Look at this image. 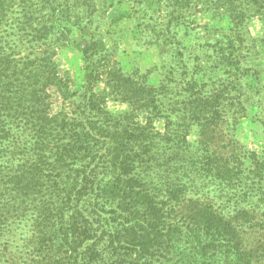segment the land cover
Listing matches in <instances>:
<instances>
[{
	"label": "trees",
	"instance_id": "1",
	"mask_svg": "<svg viewBox=\"0 0 264 264\" xmlns=\"http://www.w3.org/2000/svg\"><path fill=\"white\" fill-rule=\"evenodd\" d=\"M55 1L37 0L50 7ZM249 3L264 8L261 0ZM241 5L228 14L238 24L246 17ZM39 8L34 0H0V231L4 218H28L25 264H163L184 237L202 263L204 256L210 264H264V252L245 248L236 226L211 206L180 202L181 189H169L167 202L151 192L135 172L150 137L129 117L106 110L95 92L97 69L89 65L84 107L75 103L77 92L49 38L53 28L67 29L63 15ZM84 43L78 49L87 61L101 44ZM232 48L229 42L221 54L227 64ZM106 84L136 109H157L155 89L129 75L112 71ZM191 96L190 120L208 129L220 121L223 92ZM209 165L218 169L216 161ZM16 263L11 253L0 256V264Z\"/></svg>",
	"mask_w": 264,
	"mask_h": 264
},
{
	"label": "rangeland",
	"instance_id": "2",
	"mask_svg": "<svg viewBox=\"0 0 264 264\" xmlns=\"http://www.w3.org/2000/svg\"><path fill=\"white\" fill-rule=\"evenodd\" d=\"M249 1L56 0L50 7L34 0L41 14L55 8L63 15L60 22L67 29L53 28L49 38L56 63L69 72L75 103L84 107L80 94L89 65L90 71L97 69L95 92L106 110L116 118L129 117L131 126L150 137L135 172L151 192L167 202L169 189H181L180 202L211 206L236 226L245 248L264 252V8L250 7ZM239 3L246 17L238 24L228 14ZM85 41L101 44L89 51L87 61L78 49ZM229 42L234 56L227 64L221 54ZM112 71L154 88L157 109L140 111L136 102L122 100L106 84ZM196 92H223L221 119L209 129L187 115L186 104ZM4 220L0 256L11 253L16 264H25L30 221L26 216ZM177 244L163 264L202 263L187 237ZM202 264H210L204 256Z\"/></svg>",
	"mask_w": 264,
	"mask_h": 264
}]
</instances>
